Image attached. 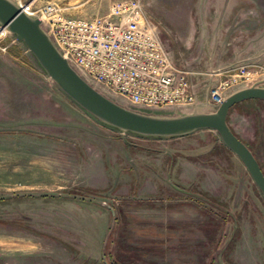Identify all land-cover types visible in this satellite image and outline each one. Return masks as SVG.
<instances>
[{"label":"rangeland","instance_id":"rangeland-1","mask_svg":"<svg viewBox=\"0 0 264 264\" xmlns=\"http://www.w3.org/2000/svg\"><path fill=\"white\" fill-rule=\"evenodd\" d=\"M26 1L91 18L112 0ZM142 3L174 63L200 82L199 102L141 106L103 88L107 96L176 115L215 109L210 88L237 66L251 78L226 95L264 86V0ZM226 119L264 173V99L236 102ZM102 255L113 264H264V197L215 129L152 136L109 125L0 28V264H105Z\"/></svg>","mask_w":264,"mask_h":264},{"label":"built area","instance_id":"built-area-1","mask_svg":"<svg viewBox=\"0 0 264 264\" xmlns=\"http://www.w3.org/2000/svg\"><path fill=\"white\" fill-rule=\"evenodd\" d=\"M15 2L26 14L40 18L63 56L104 93L106 88L129 103L150 107L196 102L189 70L174 63L142 0H112L107 13L91 18L67 14L53 1ZM236 69L210 88L212 103H221L232 83L251 78L245 66Z\"/></svg>","mask_w":264,"mask_h":264},{"label":"water","instance_id":"water-1","mask_svg":"<svg viewBox=\"0 0 264 264\" xmlns=\"http://www.w3.org/2000/svg\"><path fill=\"white\" fill-rule=\"evenodd\" d=\"M0 27L14 33L27 46L50 78L74 102L109 125L152 136L183 135L198 128L215 129L223 143L242 161L264 197V173L250 148L233 132L226 119L229 108L236 102L264 99V86L259 85V80L231 91L213 110L149 114L119 103L87 81L63 56L40 18L26 14L15 0H0ZM102 258L105 260L104 255Z\"/></svg>","mask_w":264,"mask_h":264},{"label":"trees","instance_id":"trees-1","mask_svg":"<svg viewBox=\"0 0 264 264\" xmlns=\"http://www.w3.org/2000/svg\"><path fill=\"white\" fill-rule=\"evenodd\" d=\"M257 99H261V98H257ZM230 109V108H229ZM138 134V133H137ZM32 195V194H31ZM36 195H38V196H55V194H36ZM33 196H35V195H33ZM104 248H105V246H104ZM103 251H104V249H103ZM105 257V256H104ZM105 262V264H113L112 263V261H109V259H106L105 258V260H104Z\"/></svg>","mask_w":264,"mask_h":264},{"label":"crops","instance_id":"crops-1","mask_svg":"<svg viewBox=\"0 0 264 264\" xmlns=\"http://www.w3.org/2000/svg\"><path fill=\"white\" fill-rule=\"evenodd\" d=\"M192 80V79H191ZM194 83V86H195V90L197 91V98H196V101L199 102V85H197L196 83L200 84V82H193ZM196 102V103H197ZM197 111H201V110H197ZM205 111H209V110H205ZM189 112H194V111H189Z\"/></svg>","mask_w":264,"mask_h":264}]
</instances>
